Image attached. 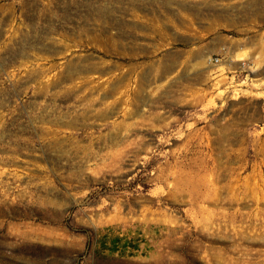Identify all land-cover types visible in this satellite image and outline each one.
<instances>
[{"label": "rangeland", "instance_id": "rangeland-1", "mask_svg": "<svg viewBox=\"0 0 264 264\" xmlns=\"http://www.w3.org/2000/svg\"><path fill=\"white\" fill-rule=\"evenodd\" d=\"M0 264H264V0H0Z\"/></svg>", "mask_w": 264, "mask_h": 264}, {"label": "crops", "instance_id": "crops-1", "mask_svg": "<svg viewBox=\"0 0 264 264\" xmlns=\"http://www.w3.org/2000/svg\"><path fill=\"white\" fill-rule=\"evenodd\" d=\"M260 37H254L250 40L249 45H250V49L246 50L245 48L241 49V50H235V53H240V52H252V48L259 46L260 47Z\"/></svg>", "mask_w": 264, "mask_h": 264}, {"label": "bare ground", "instance_id": "bare-ground-1", "mask_svg": "<svg viewBox=\"0 0 264 264\" xmlns=\"http://www.w3.org/2000/svg\"><path fill=\"white\" fill-rule=\"evenodd\" d=\"M95 40H96V39H95ZM67 62H68V60H67ZM72 62H73V61H72ZM68 64H70V63H68ZM89 65H90V64H89ZM92 66H93V65H92ZM88 67H89V66H88ZM86 68H87V67H86ZM89 68H90V67H89ZM118 76H119V75H118ZM119 78H120V77H119ZM128 78H129V77H128ZM109 79H110V78H109ZM111 79H112V78H111ZM111 79H110V80H111ZM107 80H108V79H106V81H107ZM118 80L120 81V79H118ZM119 81H118V82H119ZM122 81H123V80H121V82H122ZM123 82H124V81H123ZM125 82H126V81H125ZM115 83H116V82H115ZM123 84H124V83H123ZM117 85H118V84H117ZM113 86H114V85H112L111 87L113 88ZM117 88H118V87H117ZM110 89H111V88H110ZM113 90H114V89H113ZM116 90H117V89H116ZM120 90H121V89H120ZM107 91H108V90H107ZM121 93H123V92H121ZM127 93H128V92H127ZM114 94H115V93H114ZM123 94H126V93H123ZM106 95H107V93H106ZM111 96H112V95H111ZM107 97H108V96H107ZM109 97H110V96H109ZM118 101H119V100H118ZM110 103H111V102H110ZM110 103H109V104H110ZM112 104H113V103H112Z\"/></svg>", "mask_w": 264, "mask_h": 264}]
</instances>
